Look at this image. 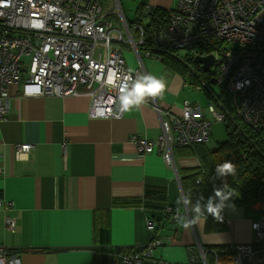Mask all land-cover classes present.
<instances>
[{"label":"crops","instance_id":"0c3cea01","mask_svg":"<svg viewBox=\"0 0 264 264\" xmlns=\"http://www.w3.org/2000/svg\"><path fill=\"white\" fill-rule=\"evenodd\" d=\"M99 2L110 21L121 22L125 13L140 7L174 11L179 0ZM125 56L131 71L141 70L134 51L126 48ZM142 63V75L165 78V91L155 97L163 112L181 115L185 101L198 104L183 77L157 59ZM23 82L10 89V114L0 120V199L14 205L11 211L0 210V247L17 253L21 264H121L120 255L155 240L161 245L150 264H191L197 260L195 250L201 255L200 246L253 241L247 210L231 201L222 232L208 233L203 218L187 227L175 222L148 229L147 211L131 201L157 189L164 192L165 205L177 211V198L201 166L190 146L174 149L173 165L161 155L137 152L132 137L156 140L162 133L164 115L152 104L145 102L120 118H91L88 96L28 98ZM212 139L192 146H210ZM21 144L31 145V151L19 155ZM181 211L190 218L186 208ZM9 214L16 220L13 232L5 225ZM95 221L109 225L108 246L96 238Z\"/></svg>","mask_w":264,"mask_h":264},{"label":"built area","instance_id":"2783aa9c","mask_svg":"<svg viewBox=\"0 0 264 264\" xmlns=\"http://www.w3.org/2000/svg\"><path fill=\"white\" fill-rule=\"evenodd\" d=\"M122 22L123 26L110 21L99 0H0V120L10 114V89L22 80L24 97L86 95L91 118L125 115L119 111V96L141 78L143 58H159L147 50L142 25ZM151 38L156 47L192 51L195 58L213 55L210 72L195 64L185 86L204 89L189 81L193 74H210L228 92L235 116L254 131H264V0H179L168 22L153 31ZM126 48L135 52L141 70L128 68ZM110 72L116 78L108 84ZM145 102L164 115L162 133L156 140L132 137L131 141L139 154L161 155L168 165L174 163L175 148L207 144L214 122L228 119L227 111L215 104L208 107L212 120L192 102L185 101L181 115L163 112L156 98ZM31 148L29 144L16 146L19 155L28 154ZM255 205L259 217L252 221L254 239L235 245L232 264H264V208ZM13 208V202L0 199V210ZM5 225L15 231V218L9 214ZM147 227L154 231L156 224L148 219ZM160 245L155 240L141 251L123 253L121 264H144ZM201 255L200 264H208L203 250ZM0 264L21 261L17 253L2 246Z\"/></svg>","mask_w":264,"mask_h":264},{"label":"trees","instance_id":"16d2710c","mask_svg":"<svg viewBox=\"0 0 264 264\" xmlns=\"http://www.w3.org/2000/svg\"><path fill=\"white\" fill-rule=\"evenodd\" d=\"M170 12L151 7H140L135 13V19L127 21L129 24L142 25L147 33L149 42L147 50L152 55L157 56L160 62L165 66L170 73L180 75L188 81V67L181 61L182 57L176 55V52L154 46L152 43L151 34L160 26L168 22ZM217 72H215L216 74ZM214 75V73H213ZM193 80L190 84H200L204 89L211 88V93L207 95L213 99L214 103H227L222 96H217V93L212 88V81H215L210 74L206 75L203 72L193 74ZM222 87V86H221ZM223 88V87H222ZM224 89V88H223ZM225 90V89H224ZM231 100L229 101L230 104ZM228 119L226 123V140L219 144L216 148H210L206 145L190 146L199 158L201 166L198 172L191 175L188 179V186L184 187V194L191 197V204L194 205L201 196L204 197L202 203H206L207 198L213 195L214 187H221L223 179L215 177V168L218 164L225 161H231L236 166L235 176L227 177V183L235 190V194L230 200L239 207L245 208L254 214L253 206L257 203L264 202V131L256 132L242 123L235 116L234 108L229 107L227 110ZM229 202V201H228ZM133 206L143 207L148 214V219L156 224V229L163 227L167 223H175L177 211L173 208L172 213L167 212L169 206L165 205V194L157 189H147L142 199H135L130 203ZM254 214L256 219L259 217ZM225 211L222 212L223 220L217 221L212 216L202 215L200 218L206 221V231L208 233L222 232L226 227ZM191 214V213H190ZM104 217H108L107 215ZM95 221V236L102 244L108 246L110 228L108 224H98ZM101 223V222H100ZM155 229V230H156ZM235 245L223 246H202L208 264H232L235 255ZM142 249H138L141 251ZM133 251V250H132ZM137 251V250H136ZM123 252L121 250L115 251ZM131 252V251H130ZM197 260L194 262L200 264L202 262L201 255L198 250H195ZM148 261L144 264H150Z\"/></svg>","mask_w":264,"mask_h":264},{"label":"clouds","instance_id":"9594fccd","mask_svg":"<svg viewBox=\"0 0 264 264\" xmlns=\"http://www.w3.org/2000/svg\"><path fill=\"white\" fill-rule=\"evenodd\" d=\"M116 78V74L110 72L105 81L111 84ZM103 79V78H102ZM166 89V82L163 76H155L153 74L142 75L141 78L132 85L131 88L125 87L123 93L118 98L119 111L121 113L128 112L143 103L149 97L155 98L161 95ZM99 115H103V110H98ZM236 166L231 161H225L218 164L215 168V177L223 179L221 187H214L213 195L207 198L206 203H202L204 197L197 199L194 205L191 204V197L184 194L177 198V222L187 227L188 223H196L204 214L212 216L217 221H222V212L228 205V201L236 195L235 190L227 183V177L235 176ZM186 208L191 217L186 218L181 208Z\"/></svg>","mask_w":264,"mask_h":264},{"label":"rangeland","instance_id":"374dc122","mask_svg":"<svg viewBox=\"0 0 264 264\" xmlns=\"http://www.w3.org/2000/svg\"><path fill=\"white\" fill-rule=\"evenodd\" d=\"M125 19L127 21H132L135 19V12L129 10L128 13H125ZM127 16V17H126ZM134 22V21H133ZM115 24H121L123 26V22H115ZM192 51H181V52H176V55L182 57L181 61L188 67V73H190L193 69H195V57L192 55ZM213 90L216 91L217 96H222L223 100L226 101L227 103H229L230 101V96L228 94V92H226L220 85L214 84L212 86ZM191 92V95H189L192 98H196V101L198 102V104H201V107L205 110L206 115L212 119V115L210 114L208 107L210 104H215L213 99L210 98L207 95L208 90L206 91L205 89H201V90H192V89H188ZM202 91V92H201ZM209 92H211L209 90ZM227 103H222V102H218L219 108L221 110H227L229 107L235 108L234 107V103L231 101L230 104ZM213 120V119H212ZM213 130H214V135L211 145L209 146L210 148H216L219 144L223 143L226 140V123L225 122H214L213 124ZM175 163V161H174ZM255 206H263V203H257ZM247 217L251 218V220H255L256 216L250 212L247 211Z\"/></svg>","mask_w":264,"mask_h":264},{"label":"water","instance_id":"95a60500","mask_svg":"<svg viewBox=\"0 0 264 264\" xmlns=\"http://www.w3.org/2000/svg\"><path fill=\"white\" fill-rule=\"evenodd\" d=\"M214 62H215V58L213 55H208V56H197L195 58V64L199 65L201 67V69L205 72V73H209L211 68L214 66ZM212 84H215V81H212ZM187 214L189 215V217H191L190 212L188 211ZM201 247V250H203V247Z\"/></svg>","mask_w":264,"mask_h":264}]
</instances>
